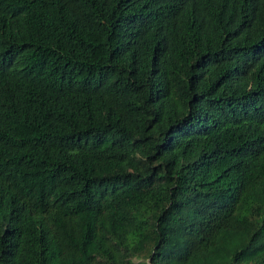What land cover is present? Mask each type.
Returning <instances> with one entry per match:
<instances>
[{
    "label": "trees",
    "instance_id": "16d2710c",
    "mask_svg": "<svg viewBox=\"0 0 264 264\" xmlns=\"http://www.w3.org/2000/svg\"><path fill=\"white\" fill-rule=\"evenodd\" d=\"M0 264H264V0H0Z\"/></svg>",
    "mask_w": 264,
    "mask_h": 264
}]
</instances>
